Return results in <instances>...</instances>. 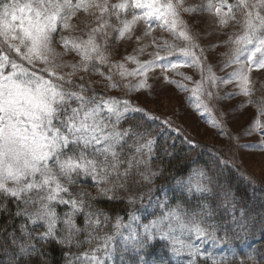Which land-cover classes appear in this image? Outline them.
<instances>
[{"label":"snow or ice","instance_id":"6c2138e0","mask_svg":"<svg viewBox=\"0 0 264 264\" xmlns=\"http://www.w3.org/2000/svg\"><path fill=\"white\" fill-rule=\"evenodd\" d=\"M205 15L232 31L200 48L193 30ZM133 37L142 45L151 37V58L115 59L116 44ZM213 47L227 49L218 53L221 70L232 68L226 76L207 62ZM253 69H264V0H0V264H51L53 244L61 264H232L240 247L238 264H264V248L248 246L264 240V204L247 202L224 177L239 171L242 150L264 148ZM150 78L187 93L189 110L226 138L216 148L183 135L181 147L194 155L185 153L161 185L164 160L179 155L171 133L183 129L133 102V92L153 93ZM229 83L239 91L222 93ZM235 95L258 104L243 130L260 132L258 144L229 131L232 109L221 102Z\"/></svg>","mask_w":264,"mask_h":264},{"label":"rangeland","instance_id":"374dc122","mask_svg":"<svg viewBox=\"0 0 264 264\" xmlns=\"http://www.w3.org/2000/svg\"><path fill=\"white\" fill-rule=\"evenodd\" d=\"M189 2H195V0H189ZM232 31L231 28L220 30L218 22H215L211 16L205 15L201 20L200 26L193 30L194 41L200 48H208L209 45H218L223 39H226V34ZM139 34V33H137ZM153 34L156 36H163L164 39L170 40V42L183 43L182 39H176L167 32H161L158 28L153 29ZM144 47L143 53L134 52L135 49ZM143 45L137 43L135 37L131 41L118 42L114 49L115 59L120 60L126 55L135 54L141 60L150 59V53L156 49L151 46V37L143 42ZM199 51V48L197 49ZM227 51L224 47H213L211 51L206 52L205 56L209 64L214 65L213 71L217 76H226V73L232 71V68H226L221 70L223 57H220L218 53ZM134 67V65H129ZM181 71L191 76L193 80L200 78L199 72L190 66L181 68ZM155 75L159 76V70H154ZM169 75L175 80H181L180 76L169 73ZM99 79V77H93ZM251 79L256 82L255 87L257 91L251 96L253 101H258L259 98L264 95V90H261V84L264 83V69H253L251 73ZM187 84L189 89L193 87L192 81H182ZM149 83L153 85V93L150 94L145 89L140 95L136 92L131 93V97L134 103L139 104L141 107L153 112L156 116L163 118H170L173 125H181L183 134L198 140L205 145H214L216 148H220L225 142L226 138L223 136H217V129L212 128L210 124L206 122L204 116L200 113L192 112L189 110L188 101L185 99L187 93L181 91L175 84L163 83L162 79L153 80L150 78ZM221 92H238L234 83L220 86ZM115 93H122L119 90ZM155 94V99L152 98ZM249 97L244 95H235L231 99L221 102L223 109H232L228 117V128L232 134L240 136L241 143H256L261 140V133L253 131L251 134L243 132L247 129L253 119L257 118L258 104L248 103ZM183 101V103H182ZM179 112V116L174 113ZM218 115V113H217ZM261 121H264V117H259ZM241 155L244 159L241 162L240 156L235 158V164L239 165L241 170L248 174L259 184L264 185V148H246L242 150ZM229 163H232L230 159ZM217 252L223 251L217 249Z\"/></svg>","mask_w":264,"mask_h":264},{"label":"trees","instance_id":"16d2710c","mask_svg":"<svg viewBox=\"0 0 264 264\" xmlns=\"http://www.w3.org/2000/svg\"><path fill=\"white\" fill-rule=\"evenodd\" d=\"M111 94L121 95V94L115 93V92H112ZM158 126H159V122H157V124L153 125V127H158ZM171 135L173 137H176V149H175V151L177 153H179V155H177L171 161L164 160V164L166 165L165 175H164V177L156 180L157 185L165 184L166 182H168L166 180V178L168 177V174L170 172H172L174 169V166L177 165L184 158L185 153H187L188 155H194V153H192L187 148V146L181 147V140H182L183 135H185V134L182 133V134L178 135L175 131H172ZM160 143L161 144L163 143V138H161ZM205 158H207V157H205ZM159 163H160V161H158V160L153 161L154 165L159 164ZM200 163H202V161H200ZM229 165L231 166V163H229ZM193 167H195V165H193ZM224 177L231 180L232 187L237 189V195H244L247 199V202H249L250 204L256 205V206L264 204V185L256 182L248 174L243 172L241 170V168H239V171H237V169H235V168H233L231 170V172H229L228 170H225L224 171ZM249 178L252 181H255V183L254 184L250 183ZM102 207H108V206L102 205ZM115 207L117 210H119L120 208H123L124 205L123 204H117ZM61 211H63V209H61ZM78 223H80L82 225L83 217L79 218ZM108 231H111V229H108ZM257 235H259V233H257ZM80 239L83 240V236H81ZM248 246H249V249L255 248L256 251L259 253L260 250L262 248H264V240H259V239L253 238L250 241H248ZM91 247H95V242H93V244H91V245L90 244H83L80 248L72 247L71 251L76 253V254H79V253H82V252L90 249ZM67 250L68 249H64V251H67ZM246 251H247V249H245L244 247H240L237 250L236 258H235V260L232 261V264H238V262L240 260L246 259V257L244 256V253ZM51 256H52L51 264H61V250L55 244H53L51 246ZM257 258L259 259V256ZM38 259L39 258L33 259L32 261H30V264H38ZM201 264H203L202 261H201Z\"/></svg>","mask_w":264,"mask_h":264}]
</instances>
